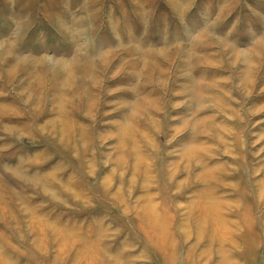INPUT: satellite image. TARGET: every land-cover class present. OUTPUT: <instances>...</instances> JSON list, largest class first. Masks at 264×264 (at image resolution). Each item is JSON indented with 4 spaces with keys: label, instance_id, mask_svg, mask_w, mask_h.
Instances as JSON below:
<instances>
[{
    "label": "rangeland",
    "instance_id": "rangeland-1",
    "mask_svg": "<svg viewBox=\"0 0 264 264\" xmlns=\"http://www.w3.org/2000/svg\"><path fill=\"white\" fill-rule=\"evenodd\" d=\"M209 193L264 264V0H0V264H223Z\"/></svg>",
    "mask_w": 264,
    "mask_h": 264
},
{
    "label": "bare ground",
    "instance_id": "bare-ground-1",
    "mask_svg": "<svg viewBox=\"0 0 264 264\" xmlns=\"http://www.w3.org/2000/svg\"><path fill=\"white\" fill-rule=\"evenodd\" d=\"M200 203L199 206L201 208L199 215V222L200 221H205V219L210 220V230L208 231L209 236L212 237V235H214L216 244V251L213 254V256H215L216 254H220L221 257L219 259H221L220 261L223 264H236L238 262L237 258H227V256L231 253V250H229V248H232V246H235V241H233L230 238V231L228 230L229 227H227L228 224H231L229 222V220H227V218H223V214L224 212H222V210L220 211L219 209L222 208V205L227 206L222 200H217V198L215 199V196L212 195L211 193L205 195V197L201 196L200 197ZM219 209H217V207H219ZM212 210H218L215 214L212 212ZM220 211V212H219ZM203 219V220H202ZM204 245L206 244L205 242L203 243ZM224 246H226L228 248L224 249ZM220 247V248H219ZM202 251V250H201ZM218 251V252H217ZM212 255V253H208L207 250H203L201 252V255L199 256L198 259H196L194 262H190V264H198L201 263L202 264V258L206 257L204 259H206V261L208 260V258ZM119 258H121L120 256H118Z\"/></svg>",
    "mask_w": 264,
    "mask_h": 264
}]
</instances>
